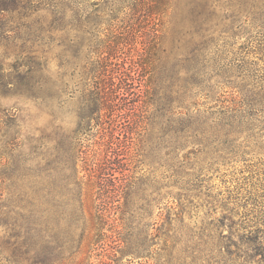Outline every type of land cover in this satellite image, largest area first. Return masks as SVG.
<instances>
[{
	"label": "rangeland",
	"instance_id": "obj_1",
	"mask_svg": "<svg viewBox=\"0 0 264 264\" xmlns=\"http://www.w3.org/2000/svg\"><path fill=\"white\" fill-rule=\"evenodd\" d=\"M84 1L88 11L90 5L100 11L96 43L116 39L121 42L119 56L126 60V67L131 62L139 67L141 102L146 101L144 107L148 105L142 115L146 126L149 120L155 121L156 100L162 98L168 81L175 78L172 66H176L174 80L178 84L186 78V67L178 61L192 46L188 19L183 20L185 15L179 11L182 0ZM217 1L216 15L221 25L213 35L217 40L211 46L210 58L218 67L232 72L237 82H243L245 91L262 85L264 93V62L254 53L264 44V31L255 27L252 15L241 11L238 1ZM112 4L114 9L110 11ZM41 17L49 21L42 12L28 19L18 14L0 17V245L5 246L3 242L11 237L10 243H16L13 224L29 216L28 195L36 180L43 179L50 241L45 264H157L163 240L155 237L156 229L167 216L182 240L199 232L210 237V244L224 255L222 264H264V125L259 123L239 137L214 142L212 159L192 160L195 166L187 168L193 177L185 192L169 176L171 162L167 152L159 148L160 126L156 124L151 130L146 126V130L137 129L128 135L133 146L138 204L148 197L150 208L147 212L138 210L129 221L133 251L121 239L111 242L115 239L106 238L118 224L112 221L116 215L102 214L97 179L84 169L85 155L77 152L87 145L81 140H90V144L100 141V129L95 125L100 122L92 120L93 129L82 128L79 115L82 85L86 82L79 70L72 71L65 56L59 57L56 43L36 42L33 23ZM60 35L55 34L57 39ZM85 53L91 61L98 59L90 50ZM35 54L46 58L39 91L32 88L31 81L19 85L28 70L23 65ZM86 62L82 58L81 64ZM214 105L219 104L212 102ZM107 112H101L102 122L107 120ZM132 119L133 115L124 117L122 126L129 127ZM61 135L68 137L62 144ZM59 142L64 152L59 151ZM91 149H97V145ZM191 149L187 147L183 154ZM92 154L86 156L89 164L96 162ZM176 155L180 158L182 153ZM178 195H183V210L177 208ZM115 204L108 206L113 208ZM170 206L175 210H167ZM144 234L152 241L148 251L137 255L135 249ZM72 238L75 242L71 248ZM9 256L0 248V264H29L4 259Z\"/></svg>",
	"mask_w": 264,
	"mask_h": 264
},
{
	"label": "trees",
	"instance_id": "obj_2",
	"mask_svg": "<svg viewBox=\"0 0 264 264\" xmlns=\"http://www.w3.org/2000/svg\"><path fill=\"white\" fill-rule=\"evenodd\" d=\"M216 1L182 0L179 11L181 15H185L183 20L188 19L192 46L190 52L178 61L186 67L184 70L186 78L181 79L178 84V80H174L177 78L174 70L176 66H172L171 70L175 78L172 77L168 81L163 88L162 98L156 100L159 104L156 106V116L152 117L155 121L151 119L149 120L151 122L146 124L150 130L156 124L160 126L159 148L167 152L171 162L169 176L174 180V184H179L183 192L188 191L186 187L193 177L192 172L187 168L195 166L192 160H197V157L212 159L214 142L230 136L239 137L243 132L251 131L255 126L254 123L264 125L263 86L254 88L252 92L245 91L243 82H237V77L233 76L232 72L218 67L216 61L210 58L211 46H215L217 40L213 35L221 25L216 15L218 4ZM236 1H238L237 5L242 7L243 13L253 16L255 27L264 31V0ZM84 3V0H0V17L18 14L28 19L41 12L49 16V21L43 17L34 21V38L36 42L48 40L56 43L60 48L59 57L65 56L72 71L79 70V76L86 82L82 85L83 108L79 118L85 125L82 126L86 128L85 131L87 127L94 128L91 124L92 120L99 121L100 123L95 125L100 129L101 136L100 141L93 144L88 142L90 140H81L80 142H87V145L80 147L77 152L85 155L84 169L97 179L99 199L102 202L100 205L105 212L102 214L106 216V213L112 212L116 215L112 221L118 224L115 225L112 234L106 238L115 239L111 242L121 239L124 245L133 251L129 221L134 220L138 210L147 212L150 201L147 197L143 203L138 204L136 170L132 168L133 146L128 135H132L137 129H147L142 115L148 105L144 107L146 101L141 102L142 79L138 78V65L131 62L126 67V60L119 56L122 53L118 47L121 42H116V39L96 43L98 42L96 32L101 24L100 11L94 8L95 5L94 7L90 5L91 11H88ZM113 6L114 4L111 5L110 11L114 9ZM57 33L61 34L59 39L55 36ZM121 39L120 37L119 40ZM88 50L98 59L89 60L85 53ZM254 53L262 56L264 62V44L259 45ZM82 58L87 59L85 65L81 64ZM28 62L23 65L28 67V70L21 77L19 85L23 86L26 81L28 83L31 81L32 88L39 91L46 58L43 54L39 56L35 54L33 60L29 59ZM147 91L146 89L144 93ZM157 93L158 91L156 95ZM212 102L219 105L211 106ZM140 103L143 104L142 107ZM149 103L155 105L151 101ZM104 109L108 110L105 116L107 120L102 122L101 112ZM129 115H133L135 119L128 122L129 127H123L121 120ZM65 139L68 137L60 136L61 144ZM60 142L59 151L64 152L65 149L60 146ZM94 145H97V149H91ZM187 147L192 149L183 154ZM91 152L96 160L93 164H89L90 160L86 157ZM176 153H182V156L179 158ZM36 177L42 179L41 176ZM43 181V179L36 180L31 196L28 195L31 201L26 199L31 207L29 216L20 224H13V228L17 230L14 234L16 243H10L11 237L3 242L5 246L0 245V248L10 253L9 259L4 257L7 261L46 263L50 241L46 189L42 184ZM178 196L177 208L183 210L184 204L181 203L183 195ZM110 203L116 204L111 208L108 206ZM167 210L174 211L175 208L170 206ZM223 218L224 216L220 217L221 220ZM156 232L155 237L163 240L162 253L157 264H222L223 262V253L215 245L210 244L213 242L210 237L204 235V232H199L196 236H187L182 240L172 228L169 216ZM148 237L149 235L144 234L142 243L136 247L137 255L149 250L152 239ZM74 242L72 238L71 248ZM119 244L117 243V246H120Z\"/></svg>",
	"mask_w": 264,
	"mask_h": 264
}]
</instances>
